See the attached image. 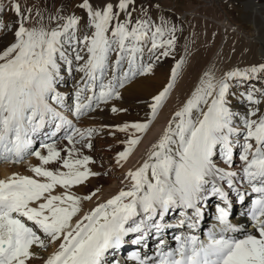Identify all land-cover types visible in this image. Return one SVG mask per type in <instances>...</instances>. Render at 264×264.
Masks as SVG:
<instances>
[{"label": "snow or ice", "instance_id": "6c2138e0", "mask_svg": "<svg viewBox=\"0 0 264 264\" xmlns=\"http://www.w3.org/2000/svg\"><path fill=\"white\" fill-rule=\"evenodd\" d=\"M8 7L16 20L11 26L0 20V32L14 37L0 50V163L20 164L28 156L39 163L29 167L32 175L0 179V264H120L126 246L148 249L153 239V255L138 250L127 259L264 264V63L219 78L205 71L143 163L126 172L128 183L84 212L83 202L96 192L81 196L75 189L101 175L89 167L95 161L85 149L94 150L102 129L78 122L121 99V89L171 56L180 30L152 14L159 8L153 0H77L70 11L61 5L47 16L24 0ZM185 63H176L170 82L152 97L145 121L102 126L113 135L131 131L116 155L120 167ZM70 81L74 90L61 91ZM110 111L127 110L112 104ZM213 198L218 227L201 239L197 230ZM237 203L254 231L230 219ZM170 230L178 233L171 235L174 246L165 238ZM53 244L56 250L43 257L40 250Z\"/></svg>", "mask_w": 264, "mask_h": 264}, {"label": "rangeland", "instance_id": "374dc122", "mask_svg": "<svg viewBox=\"0 0 264 264\" xmlns=\"http://www.w3.org/2000/svg\"><path fill=\"white\" fill-rule=\"evenodd\" d=\"M217 1L220 4L219 6L214 0H153V3L159 4V8L153 7L151 9L152 14L154 16L170 20L180 30L176 33L178 36V41L173 54L169 57L162 58L159 62H156L151 74L136 78L146 79L147 77H152L154 82L150 83V87L153 93L146 95L139 93L135 95L134 99H131L129 98L128 92L121 91V99L111 101L108 106L104 107L103 111L95 112L91 115V117L82 118V120L78 122L77 125L79 127H96L97 129H102V131H99L93 137L94 150L90 151L85 149V151H87L86 153L89 154L95 162L100 163V167L103 169L102 171L105 170L103 174L106 173L109 175L113 172L115 176L117 175L115 173H117L118 168L114 167L113 165L111 159L113 158L112 154L117 153L126 147V145L122 142L127 140L128 137L126 136L125 138L124 134V137H122V134L117 132L119 133L117 138H119L118 142H120V144H117L118 146L115 144L113 145L104 138L103 134L106 132L103 133L105 129H103L102 126L123 124V120H121L122 118L120 116L126 115L127 111H129L128 107L131 104L137 106L136 107L133 105L136 108L135 111H137V113L134 112V115L137 114V117L141 119V122H143L142 119L144 116L149 114L150 108L148 105L152 103V97L158 92L165 82V86L170 82L171 71L175 67L176 63L182 58L186 60V63L182 65L175 85L166 99L167 101L170 99L172 94H174L175 98L178 99L186 96L189 90V94H191L199 83L200 78L203 76L202 74L200 75V73L205 67H207L209 71L214 72L216 77L219 78L224 72L229 70L264 63V21L259 24V31L256 32L254 25L251 22L252 19L245 16V13L247 11L251 12V9L244 5L242 0ZM257 1L260 3L256 5L257 9L255 11L261 13L264 18V1ZM13 2L14 0H0V9H3V12L0 13V20L9 26H11L16 20L15 13L10 7H8ZM24 2L29 5H36V0H24ZM57 2L70 11V8H72L77 0H45L44 6L42 3H39L40 5L38 4L37 6L42 8L45 16H47L49 12H54L55 9L61 7L56 4ZM220 8H222V10ZM190 10H195L197 15L192 14V12L187 13ZM77 14L81 15L82 13L77 11ZM224 14L229 16L228 19L230 22L233 21V23L241 25V27L237 26V30H241L240 34L226 32L221 29L219 24L221 20L223 21V19H225ZM243 35L248 37H258L259 40H261L263 49L258 52L256 46L253 43H250ZM13 39L14 37L11 32H0V50L13 42ZM221 42L222 49L220 52L216 53L217 55L215 56V51H217L216 49ZM253 83H256L257 87L261 86V82L253 81ZM61 85L68 87L70 86V88L73 89L75 87L71 81L69 84ZM163 88L160 89L159 92L162 91ZM240 90L243 91V89ZM127 100L131 102L129 103ZM112 104H115V106L118 108L126 109L127 111L121 113H112L110 111ZM243 107L244 103L241 102V106L238 108V110L242 111ZM109 116L114 117V119H109L110 122H108ZM146 118L147 117L144 119ZM99 140L104 142L101 149L98 145ZM36 147H38V144ZM115 147H118L120 150L116 149ZM101 151H105L107 153V157L103 158L104 156L101 154ZM34 160L38 161L34 156H28L22 163L16 165L21 166L23 164H32V161ZM105 160H107L109 163H107ZM4 164L6 163H0V166ZM207 207H210V205Z\"/></svg>", "mask_w": 264, "mask_h": 264}, {"label": "bare ground", "instance_id": "6f19581e", "mask_svg": "<svg viewBox=\"0 0 264 264\" xmlns=\"http://www.w3.org/2000/svg\"><path fill=\"white\" fill-rule=\"evenodd\" d=\"M55 1H57V0H55ZM214 1L216 3H218L217 0H214ZM242 1L244 2V5H246L248 8L251 9V12L247 11L245 13V16H247L248 18L252 19L251 22L254 25L255 31L258 32L259 31V27H258L259 24L264 21V18L262 16V14L258 13L257 11H255L257 9L256 5H258L260 2L257 1V0H242ZM262 1H264V0H262ZM39 3H42V5L44 6L45 0H36V5H38ZM56 4H58V2ZM58 5L61 6L60 4H58ZM219 5L220 4L218 3V6ZM220 9L222 10V8H220ZM191 12H192V14L197 15L195 10H190L187 13H191ZM224 15H225V19H223V21L221 20V22L219 24L221 26V29L223 31H226V32H234V33L240 34L241 30L240 29L237 30V26L241 27V25L235 24V23H233V21L230 22L229 19H228L229 16H226L227 14H224ZM243 36L246 37L247 40L250 43H253L256 46V49H258V52H260L263 49V45L261 44V40H259L258 37H256V36L248 37L246 35H243ZM221 49H222V42L217 47V49H216L217 51H215L214 55L216 56L217 55L216 53L220 52ZM205 71H209L207 67H205L203 69V71L200 73V75L201 74L203 75V73ZM151 82H154V79H152V77H147L146 79H144V78L143 79H141V78L140 79H136L135 78L130 84L126 85V87L124 89H121V91L122 92H124V91L128 92L129 98L134 99L135 95L139 94V93H142L144 95L153 93V91L151 90V87H150V83ZM72 84H74V83H72ZM165 84H166V82L162 85V87L160 89H162L165 86ZM157 85H159V84H157ZM60 86H61L60 87L61 91L69 93V94L71 93V91L74 90L73 88H70V86L69 87L68 86H63V85H60ZM159 90H158V92H159ZM158 92L156 94H158ZM189 92H190V90L188 91L186 96H184L183 98H179V99L175 98L174 94H172L168 101L167 100H166V102L164 101L165 104H163L162 108L159 110L157 118L152 122L149 130L145 134H143V138L141 140V143L135 147L133 153L128 158V160L126 162H122L123 163V167H120L116 163V155L120 151H118L117 153L112 154L113 158H111V159H112L113 165H114V167L118 168L117 173H115V174H117L116 175L117 177L114 175V173L111 170L110 171L112 173H110L109 175H107L106 173L103 174L105 172V170L102 171L103 169H101L100 163L95 162L94 164L89 165V167H91L93 171L99 172L102 175L90 178L89 181L85 185L78 186L75 189L76 193L78 195H81V196L88 195V194H90L92 192H96V195L93 197V199L91 201H84L83 202V211L84 212L89 211L91 208L95 207L98 203H102V202L106 201L107 199L111 198L113 195H115L120 190V188L124 187L125 184L128 183V181L124 180V176H125L126 172L129 169H133L134 170L135 168L139 167L143 163V160L146 159L147 153H148V151L151 148V144L156 142V140L159 138V136L163 133L164 128L167 126L168 120L171 119V117L174 115L175 111L179 110L183 106V104L186 102L187 98L191 95V94H189ZM127 101L129 103L131 102L129 100H127ZM133 105L134 104L129 105V107H128L129 111H127L125 116H120L122 118L121 120H123L122 123H126V122L131 123V122H135V121H140L141 120L140 118L137 117V114L134 115V112L137 113V111H135L136 108L134 107L136 105H134V106ZM240 106H241V103L236 104V108L237 109ZM149 114H150V111H149ZM149 114L144 116V118L145 117L148 118ZM112 118L114 119V117H110L109 116L108 120L112 119ZM144 118L142 119V121L147 119V118L146 119H144ZM108 122H110V120ZM103 129H105V131L103 133L106 132L105 134L102 133L104 138L107 141H109L111 144H113V145L115 144L116 146H118L120 144V142H118L119 138H117V135L119 133L116 132L115 135H113V134H111V131H112L111 128H103ZM120 133L122 134V137L125 136V138H126V136L129 137V135L131 134V131L128 132V133H124V132H120ZM123 134H124V136H123ZM98 142H99V144H98L99 148L101 149L103 147L102 145H103L104 142L100 141V140ZM115 148L120 150L118 147H115ZM123 150H121V151H123ZM86 152L87 151H85V153ZM101 154L104 156L103 158L107 157V153L105 151H101ZM108 158H110V157H108ZM105 161L107 162V160H105ZM32 162H33L32 164H27V165L23 164L21 166L20 165H16V164L13 165V164H10V163H8V164L6 163V164L0 166V179L7 178L13 172H17V173H19L21 175H32V173L29 171V167L31 165H36V164L39 163L38 161H35V160L32 161ZM112 162H110V163H112ZM107 163H109V162H107ZM238 165H239V161H237L236 166L238 167ZM27 168H28V170H27ZM122 181H123V183H122ZM225 187H226V185H225ZM97 190H99V191H97ZM234 195L235 194H233V196ZM210 202H211V200H210ZM210 202L206 205L204 214H209V216H208L209 219H215L214 218L215 217V209H214V207L213 208L211 207V209H210V207H207V206L210 205ZM206 209H208L209 211L206 210ZM240 209H241V211L235 212L232 215L231 220H232V222L234 224L238 223V225L240 227H244L245 220H247V218L244 215H242V214L246 211V208L240 207ZM169 218H171V217H169ZM248 231L252 232L254 230H249L248 229ZM170 242H171V244L173 246L174 245V241H172L170 239ZM133 247H137V246H131V245L130 246H126L123 250L126 251L128 249L133 248ZM56 248H57V245H55V244L50 245L49 248L46 251L40 250L41 255L46 258L49 254L54 252L56 250ZM131 253H132L131 251H128V253L123 256V264H135V261L127 259V257ZM32 264H42V261L41 260H36V261H33Z\"/></svg>", "mask_w": 264, "mask_h": 264}]
</instances>
